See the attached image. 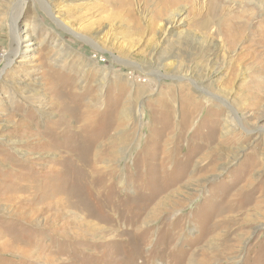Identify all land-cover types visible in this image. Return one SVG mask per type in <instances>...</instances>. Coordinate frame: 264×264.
Returning a JSON list of instances; mask_svg holds the SVG:
<instances>
[{
    "label": "rangeland",
    "instance_id": "rangeland-1",
    "mask_svg": "<svg viewBox=\"0 0 264 264\" xmlns=\"http://www.w3.org/2000/svg\"><path fill=\"white\" fill-rule=\"evenodd\" d=\"M167 1L0 0V264H264V0Z\"/></svg>",
    "mask_w": 264,
    "mask_h": 264
},
{
    "label": "bare ground",
    "instance_id": "bare-ground-1",
    "mask_svg": "<svg viewBox=\"0 0 264 264\" xmlns=\"http://www.w3.org/2000/svg\"><path fill=\"white\" fill-rule=\"evenodd\" d=\"M249 3L252 2V0H248ZM183 2H187V4L190 3V0H168L167 2H165V4H170V3H174L175 5L179 4V3H183ZM43 3V2H42ZM163 4V3H162ZM253 4V3H252ZM171 5V4H170ZM257 5V4H256ZM264 5V4H263ZM203 6V5H202ZM185 7V5H184ZM183 6L177 10V12H174V13H171L170 12V16L167 20V29H166V33L167 34H171L172 32H177L181 29L184 28L185 26V23H186V16H185V8ZM46 10H47V7H46ZM52 13H49V15L51 16ZM169 14V13H168ZM52 19L54 22L57 23V25L59 27H62L64 28V30L66 29H69L68 27H66L67 25H65V23L63 22H59V20H57V17H54V15L52 14ZM17 20H15L14 22V25H13V28H15V26L17 25ZM69 32H72L71 29H69ZM29 33V30L28 29H24L20 35H17L15 32H14V37L12 38L13 39V42L15 44V49L14 51L12 52L11 54V57L8 59V65L7 67H10L11 64L13 63V59L18 55V50L20 48V46H22L24 42H27V41H30V39L32 38V35L31 34H28ZM226 33V32H223V34ZM22 34V35H21ZM186 35V34H185ZM185 35H180L177 37V39H181L182 36H185ZM188 36V35H187ZM86 41V40H85ZM226 43V42H225ZM28 44V43H27ZM175 44V43H174ZM255 44V42H254ZM30 45H33V43H29L27 46L25 45V47H30ZM93 45V44H92ZM97 47V46H96ZM220 48H221V51H226L225 50V45L224 44H221L220 45ZM157 54V52L155 53ZM122 59V58H121ZM121 59L119 58H116L115 61L118 63V65L125 67V68H130V69H137L139 68V65H135V63L133 62H129V61H121ZM151 61H154L153 59ZM155 65V64H154ZM161 68V67H160ZM157 70V71H156ZM4 71V70H3ZM134 72V71H133ZM139 72V71H138ZM3 73V72H2ZM149 73L151 76H156V75H160V72H159V69L156 68L155 70L153 71H149L147 72ZM129 74V73H128ZM1 75L0 74V80H1ZM164 77V76H163ZM162 76H159V78H163ZM174 78V77H173ZM187 78V79H186ZM176 80H181V79H185V80H191V77H189V75H183V76H176L175 77ZM175 80V81H176ZM189 80V81H190ZM174 81V80H173ZM229 115V114H228ZM233 122V120H232ZM233 129V128H232ZM232 129H228L227 132L228 133H231L233 130Z\"/></svg>",
    "mask_w": 264,
    "mask_h": 264
}]
</instances>
